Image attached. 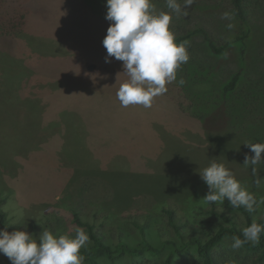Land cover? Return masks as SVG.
I'll return each instance as SVG.
<instances>
[{
  "label": "rangeland",
  "instance_id": "374dc122",
  "mask_svg": "<svg viewBox=\"0 0 264 264\" xmlns=\"http://www.w3.org/2000/svg\"><path fill=\"white\" fill-rule=\"evenodd\" d=\"M177 2L186 15L151 0L172 16L175 36L204 27L220 44L234 32L230 14L224 18L232 0H193L186 9ZM242 4L250 33L235 88L223 91L240 67L238 46L213 54L195 35L176 80L145 108L117 98L128 76L122 61L105 62L106 0H0V195L8 222L39 236L74 237L83 229L75 212L109 242L157 244L160 230L172 234L168 208L184 227L210 229L199 171L213 160L257 198L263 216L264 160L244 162L254 155L245 143H264V0ZM215 204L242 220L227 199ZM231 244L215 250L216 264H264L258 252ZM164 257L100 264H163ZM0 264L11 262L0 254ZM174 264L201 263L192 247Z\"/></svg>",
  "mask_w": 264,
  "mask_h": 264
},
{
  "label": "clouds",
  "instance_id": "9594fccd",
  "mask_svg": "<svg viewBox=\"0 0 264 264\" xmlns=\"http://www.w3.org/2000/svg\"><path fill=\"white\" fill-rule=\"evenodd\" d=\"M166 3L172 13L187 14L177 0H166ZM192 3L193 0H184L183 9ZM106 7L105 18L111 23L102 41L107 52L105 62H111V58L122 61L128 76L119 87L117 98L124 107L142 105L149 108L154 97L167 92L166 84L176 80L179 66L188 61L187 41L176 42L175 34L170 30L172 16L164 11L156 12L151 0H106ZM224 18H229V13H224ZM179 83L182 85L184 80ZM245 144L254 153L245 157V164L255 166L264 160V143ZM199 172L209 188L203 197L207 203L227 199L233 208L244 206L250 212L254 210V196L224 163L213 160ZM242 231L244 239L232 237L233 249L248 242L258 243L264 225L253 221ZM89 239V235L79 228L74 237H57L50 231H43L37 239L26 230L9 232L5 227L0 229V254L8 257L11 264H84L85 257L80 254V249Z\"/></svg>",
  "mask_w": 264,
  "mask_h": 264
},
{
  "label": "trees",
  "instance_id": "16d2710c",
  "mask_svg": "<svg viewBox=\"0 0 264 264\" xmlns=\"http://www.w3.org/2000/svg\"><path fill=\"white\" fill-rule=\"evenodd\" d=\"M231 19L235 23V30L230 38L223 43H216L209 31L204 27H196L183 34L177 35L176 42H184L195 35H201L206 42L209 50L213 54H221L228 46L237 45L241 59L239 69L231 75L228 82L224 85V93L235 88L236 83L241 75L242 60L246 51V39L249 36L250 28L245 16L242 0H232V8L229 10ZM254 205L253 211H248L244 206L235 208L242 216V220L217 206L215 203H209L207 208H203L204 212L209 214L208 224L211 227L198 228L189 225L187 228L186 221L180 218L172 209L165 208L168 222L172 228V234H165L162 230L161 240L155 244L150 239L144 237L136 244H130L127 241L118 238L115 242H109L107 238L99 232L95 225L88 220H83L80 216L73 212L72 221L78 227H82L89 235V242L81 247L80 254L85 257L87 264H100V259L105 258L111 262L118 261L126 256H160L164 254L163 264H174L176 257L186 254L192 247L200 259L201 264H216L214 252L227 239L233 236L243 237L242 229L249 226L253 221L264 225V215L260 216L257 204ZM3 197L0 195V229L7 227L9 232L18 230L13 227L7 218V213L2 208ZM34 237L39 239V235L34 232ZM244 249L259 253V259H264V233H261L259 242L252 244L245 243Z\"/></svg>",
  "mask_w": 264,
  "mask_h": 264
}]
</instances>
